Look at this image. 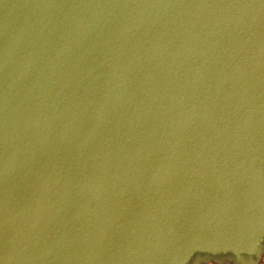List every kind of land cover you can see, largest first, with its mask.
Wrapping results in <instances>:
<instances>
[{
	"label": "water",
	"instance_id": "95a60500",
	"mask_svg": "<svg viewBox=\"0 0 264 264\" xmlns=\"http://www.w3.org/2000/svg\"><path fill=\"white\" fill-rule=\"evenodd\" d=\"M264 0H0V264H260Z\"/></svg>",
	"mask_w": 264,
	"mask_h": 264
},
{
	"label": "rangeland",
	"instance_id": "374dc122",
	"mask_svg": "<svg viewBox=\"0 0 264 264\" xmlns=\"http://www.w3.org/2000/svg\"><path fill=\"white\" fill-rule=\"evenodd\" d=\"M260 264H264V255H263V258H262Z\"/></svg>",
	"mask_w": 264,
	"mask_h": 264
}]
</instances>
